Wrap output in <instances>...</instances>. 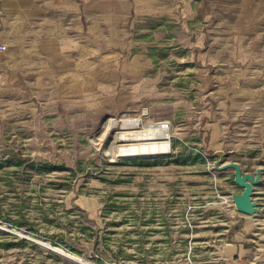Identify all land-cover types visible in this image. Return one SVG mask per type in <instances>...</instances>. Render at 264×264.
<instances>
[{
    "label": "rangeland",
    "instance_id": "rangeland-1",
    "mask_svg": "<svg viewBox=\"0 0 264 264\" xmlns=\"http://www.w3.org/2000/svg\"><path fill=\"white\" fill-rule=\"evenodd\" d=\"M165 3L159 19L92 32L16 30L21 12L0 0V264H237L238 243L264 252V172L258 213L221 198L242 190L223 165L264 167V0ZM108 117L119 133L170 122V148L108 155L135 142L98 139Z\"/></svg>",
    "mask_w": 264,
    "mask_h": 264
},
{
    "label": "crops",
    "instance_id": "crops-1",
    "mask_svg": "<svg viewBox=\"0 0 264 264\" xmlns=\"http://www.w3.org/2000/svg\"><path fill=\"white\" fill-rule=\"evenodd\" d=\"M14 1L21 12L16 30H131L136 21L159 19L166 9L165 0ZM238 244L230 255L237 264H264V252Z\"/></svg>",
    "mask_w": 264,
    "mask_h": 264
},
{
    "label": "bare ground",
    "instance_id": "bare-ground-1",
    "mask_svg": "<svg viewBox=\"0 0 264 264\" xmlns=\"http://www.w3.org/2000/svg\"><path fill=\"white\" fill-rule=\"evenodd\" d=\"M139 121H140L139 119H132V120L125 119L124 124H132V127H137ZM164 123H165L164 121L151 122L145 127L143 126L141 130H132V131L124 130L119 133V131L113 130L114 126H116L117 124V120L108 117L102 123V126L98 134L99 135L98 139H101L107 133H110L111 135L117 134L120 138L124 140L128 139L130 136H134L135 142L123 143L117 147V150L114 149V145L111 143L112 145L109 149H107L106 153L108 155L115 154L116 156H124V155L158 156L161 153L167 152L168 149L170 148V138H171L172 129L171 127H164L163 126ZM42 244L50 247L57 254L65 258L77 260L80 261L81 263H84L78 256L69 254L59 247H53L47 242H44ZM85 264H90V263L86 262Z\"/></svg>",
    "mask_w": 264,
    "mask_h": 264
},
{
    "label": "water",
    "instance_id": "water-1",
    "mask_svg": "<svg viewBox=\"0 0 264 264\" xmlns=\"http://www.w3.org/2000/svg\"><path fill=\"white\" fill-rule=\"evenodd\" d=\"M215 168L218 165L215 164ZM230 167L234 171V182L242 188L240 193H231V201L234 208L244 214H254L259 212L258 202L253 199L254 186L261 181L262 173L264 172V167H258L255 174L243 173L240 165L237 162H230L222 166V168ZM44 248L50 249L52 252L56 253L50 247L41 244ZM74 262H80L77 260L70 259ZM85 264V263H84Z\"/></svg>",
    "mask_w": 264,
    "mask_h": 264
},
{
    "label": "built area",
    "instance_id": "built-area-1",
    "mask_svg": "<svg viewBox=\"0 0 264 264\" xmlns=\"http://www.w3.org/2000/svg\"><path fill=\"white\" fill-rule=\"evenodd\" d=\"M169 125L171 126L170 122H166L165 124H163L164 127H169ZM223 202H228L229 204H233L231 201V196H221Z\"/></svg>",
    "mask_w": 264,
    "mask_h": 264
}]
</instances>
